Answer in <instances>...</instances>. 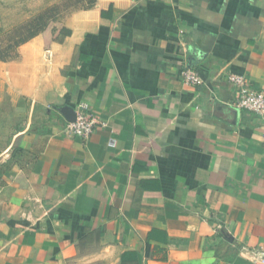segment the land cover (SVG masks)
<instances>
[{
    "label": "crops",
    "instance_id": "obj_1",
    "mask_svg": "<svg viewBox=\"0 0 264 264\" xmlns=\"http://www.w3.org/2000/svg\"><path fill=\"white\" fill-rule=\"evenodd\" d=\"M60 3L0 42V264H264V114L228 78L264 93V0Z\"/></svg>",
    "mask_w": 264,
    "mask_h": 264
},
{
    "label": "rangeland",
    "instance_id": "obj_2",
    "mask_svg": "<svg viewBox=\"0 0 264 264\" xmlns=\"http://www.w3.org/2000/svg\"><path fill=\"white\" fill-rule=\"evenodd\" d=\"M66 0H0V42L1 45L9 42L10 29L20 27L25 22L37 20L42 15L48 21L54 17L51 6L56 3H65ZM60 3V4H61ZM0 45V46H1ZM1 50V48H0ZM4 51V49H2ZM1 50V51H2ZM5 52V51H4ZM0 56V67H8L9 59L12 55ZM8 59V60H7ZM21 111L19 106L13 101V97L4 83L0 82V148L5 147L9 136L13 131L17 120V115Z\"/></svg>",
    "mask_w": 264,
    "mask_h": 264
},
{
    "label": "built area",
    "instance_id": "obj_3",
    "mask_svg": "<svg viewBox=\"0 0 264 264\" xmlns=\"http://www.w3.org/2000/svg\"><path fill=\"white\" fill-rule=\"evenodd\" d=\"M182 76L185 84L196 86L203 83L200 74L190 66L183 68ZM228 78L238 86L240 92L237 106L264 114V93L250 88L245 76L242 74L229 73ZM89 109L87 104H80L79 109L76 111V120L70 121L66 126L68 133L84 138L89 137L98 124L97 118L91 114Z\"/></svg>",
    "mask_w": 264,
    "mask_h": 264
},
{
    "label": "water",
    "instance_id": "obj_4",
    "mask_svg": "<svg viewBox=\"0 0 264 264\" xmlns=\"http://www.w3.org/2000/svg\"><path fill=\"white\" fill-rule=\"evenodd\" d=\"M60 112L65 116L68 121H75L76 120V111L72 106L65 105L60 108Z\"/></svg>",
    "mask_w": 264,
    "mask_h": 264
}]
</instances>
